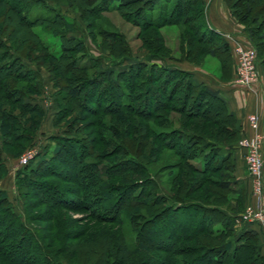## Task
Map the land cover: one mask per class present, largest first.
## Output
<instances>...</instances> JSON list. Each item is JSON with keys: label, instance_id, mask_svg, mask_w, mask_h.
Instances as JSON below:
<instances>
[{"label": "trees", "instance_id": "1", "mask_svg": "<svg viewBox=\"0 0 264 264\" xmlns=\"http://www.w3.org/2000/svg\"><path fill=\"white\" fill-rule=\"evenodd\" d=\"M54 1L57 5L0 0V178L8 169L5 161L35 141L44 112L31 95L42 91L43 65L56 87L53 125L58 128L14 169L21 213L0 188V264H264L259 229L253 223L235 225L245 194L243 180L234 174L242 136L238 119L218 89L165 61L173 56L159 28L176 23L182 28L179 60L199 64L203 55L214 54L220 60L219 78L231 76L230 44L209 26L205 0H117V8L151 6V62L135 59L124 67L132 50L129 41L115 35L119 40L102 41L99 53H93L82 37L64 33L80 23L59 5L78 6L77 0ZM84 2L89 10L97 6L94 0ZM224 2L256 49L264 86V0ZM34 4H43L50 15H31ZM15 14L21 29L6 31L5 19ZM41 21L59 34L58 52L48 49L34 29ZM59 26L64 32L56 33ZM118 41L116 51L112 44ZM31 60L34 68L26 63ZM72 99L80 100L77 109ZM163 150L170 152L168 161L162 160ZM164 169H175L168 191L157 178ZM201 186L204 191L197 192ZM42 188L49 193H40ZM41 202H47L46 216L32 212ZM60 208L90 209L97 219L119 227H107L103 237L94 235L86 245H66L61 238L77 234L56 230ZM176 213L184 215L177 228L164 236L152 230L157 238L143 240L145 229L168 224ZM126 216L129 238L123 229ZM38 220L53 224L44 228ZM151 247L165 257L154 258ZM93 249L97 254L91 261Z\"/></svg>", "mask_w": 264, "mask_h": 264}, {"label": "rangeland", "instance_id": "2", "mask_svg": "<svg viewBox=\"0 0 264 264\" xmlns=\"http://www.w3.org/2000/svg\"><path fill=\"white\" fill-rule=\"evenodd\" d=\"M49 4L51 5H57L54 0H47ZM86 1V0H85ZM92 1V0H88ZM78 6H71L68 4H60V9L63 14L68 16L69 19L76 20L78 23H80V26L78 29H75L74 31H63V26H59L57 29V32H64L65 36H74V37H82L87 46L89 47L90 51L93 53H99V44L103 41L106 45H110L111 42L114 40H119V37L121 36L120 40L129 41L132 46V50L129 49L128 57L124 59L123 61V67L126 66L130 61H134L135 59H147L149 62H151V6L146 4L143 7H140L142 4L137 3L134 4V6H129L126 8H117V0H107L106 4L104 5L102 2L105 3L104 0H94L92 5H95L94 9L86 8L88 4L84 2V0H77ZM101 4V5H100ZM243 5V3H241ZM43 4H34V6L31 9L30 14L31 15H39V16H45L50 15V12L42 6ZM108 5V6H107ZM80 10L83 14H80ZM136 11V13H135ZM15 18H11L10 20L5 19L4 21V29L7 31V28H18L21 29V21L17 14H15ZM14 19V20H13ZM50 22L41 21L37 25L34 26V29L37 31L39 36L42 38L43 42L46 43L45 45L48 47V49L53 50L54 52H58L59 45H60V39L58 38L59 34H52V28L48 26ZM182 28L179 24L173 23V24H167L159 28V31L164 35L165 37V44L167 47L171 49V53L173 58H166L165 61L179 64V62H183V60H179L181 58L180 56V32ZM21 35V34H20ZM25 36V33H22V36ZM112 35V36H110ZM115 35H120L115 36ZM11 43L16 45L18 42L17 39H15V34H10ZM247 40L239 37L233 38V44L232 49L234 52V46L236 42H242L245 44L252 45L248 38ZM116 45V51L119 46H121V43L114 42L112 45ZM129 44L128 48H129ZM194 44V43H193ZM118 45V46H117ZM253 46V45H252ZM40 50L39 48H37ZM38 50L33 52V55L35 56ZM109 58L111 57V54L107 51ZM119 53V52H118ZM150 55V56H149ZM131 56V57H130ZM199 65H201L204 68H207L208 71L215 73L218 77H220V60L219 57L214 54H205L202 56ZM233 58V68H235V59L236 55L235 53H232ZM33 59V58H32ZM186 60V59H184ZM36 61V59L34 60ZM34 61L26 62L27 64L31 65L30 67L34 68ZM38 61V60H37ZM187 62H190L192 64H198L195 62H191L186 60ZM41 72V79H42V91L40 93H33L31 95L33 102H36L41 106L43 109V116L41 118L39 128L40 130L37 132V135L35 136V141L33 144H29L25 146L19 153H17V157L15 158H8L7 159V171L4 174L3 177L0 178V188L5 189L7 192L9 199L12 201V205L16 212L21 213L22 212V200L18 196L16 191V186L14 184V169L18 166L17 162L19 159V156L23 153H26L31 147L36 148V151L40 149V146L44 144L46 141H48V137L50 135V131L54 130L52 133L57 132L58 128L54 127L53 129L51 126V121L53 124V116H54V107H53V97L56 91V87L53 85V82L49 78V73L45 69V66L40 70ZM232 75V73H231ZM259 78L261 77L263 80L262 71L259 67ZM226 79V78H224ZM91 101V100H90ZM72 102L74 106L77 109L78 104L80 103V100H73ZM17 111V110H15ZM74 113V112H73ZM29 113H26L25 117L28 116ZM89 116V115H88ZM87 116V117H88ZM68 117V116H67ZM64 127V122L62 123L61 128ZM60 128V129H61ZM243 136V135H242ZM241 136V137H242ZM240 137V138H241ZM239 138V139H240ZM151 141H154L151 136ZM153 144V142L151 143ZM157 144V142H154L153 145ZM153 148L151 147V151ZM36 153V152H35ZM34 153V154H35ZM168 154L166 158V154ZM170 152L168 150L162 151V156L165 157L162 159L163 161L169 160ZM34 156V155H33ZM33 156L29 157L32 158ZM27 160V161H28ZM149 167L151 169V164H149ZM175 171V169H164L161 171V173L157 174L158 181L161 185V188L164 191H168L170 184L169 179L171 174ZM264 171V166H263ZM4 178V179H3ZM249 178V177H248ZM250 180V178H249ZM263 182H264V172H263ZM208 183H206L207 185ZM249 187L244 185L245 194H244V202H243V208L238 212L240 213L248 204H252L254 206L258 205H264V199H259L257 195L253 191L252 183L249 182ZM43 189V188H42ZM203 187L201 186L200 190H197V192H203ZM40 193H49V190H39ZM68 194V193H67ZM72 197H76V194L69 193ZM234 203V202H233ZM232 206V205H230ZM48 205L47 202H41L38 206H36L34 209H32L33 213L39 212L44 213L43 216H46ZM90 209H66V208H60L56 210V219L54 221V224L56 223V230H59L61 235H63L64 231L65 233H72L74 235L77 234V238H70V236H64L61 238V241L64 242L66 245H78L83 246L86 245V242L89 241L90 237L95 236H102L106 232L107 227L111 228L113 231L117 227H119L115 223L102 221L97 219L95 216L90 214ZM237 213V215H238ZM184 218V215L182 216L181 213H176L174 216V220H169L167 223L160 222L159 226L152 225L148 229H145L143 233V240L145 242H151L154 241L157 236H154L152 233V230L155 232H160L161 236H164L165 233L168 232V229L172 231L173 228L178 227V223L181 221V219ZM127 216L124 217V221L126 223L123 224V229L127 232V237L129 238V235L131 234L130 225L127 222ZM34 223V222H33ZM40 225H43L44 228H46V225H52L53 222L50 220L48 221H41L38 220L37 222ZM34 223V224H35ZM37 224V225H38ZM236 225V224H235ZM173 226V228H172ZM253 226L259 228V233L262 239V249L264 251V224L261 223H253ZM160 228L159 231H157V228ZM236 227H239L236 225ZM108 228V229H109ZM46 230V229H45ZM48 232V230H46ZM133 234V232H132ZM73 235V236H74ZM165 238V237H164ZM131 239V237H130ZM97 243V242H96ZM57 245H60V243L56 242ZM98 244V243H97ZM95 244V245H97ZM152 246V243H150ZM75 245V246H76ZM90 248V247H89ZM88 248V249H89ZM98 251V250H97ZM151 255H154V258L160 259L161 257H165L166 253H163L159 250H156L151 247L150 251ZM64 253V254H63ZM96 249H93L90 260H94L96 258ZM62 255H66L65 251L62 252ZM156 255V256H155ZM71 257L72 261H75V257ZM64 259L62 258V261ZM97 264V263H96Z\"/></svg>", "mask_w": 264, "mask_h": 264}, {"label": "crops", "instance_id": "3", "mask_svg": "<svg viewBox=\"0 0 264 264\" xmlns=\"http://www.w3.org/2000/svg\"><path fill=\"white\" fill-rule=\"evenodd\" d=\"M205 4L206 18L209 26L221 32L228 40L231 52L233 51L232 44L234 37L247 40L242 24L237 22L231 16L230 10L224 0H205ZM232 53L234 54V52ZM178 65L189 69L199 80L204 81L210 87L216 88L220 91V94L225 98L229 109L234 111L235 116L238 119L240 124L239 132L241 135H251L255 131H261L264 133V86L261 77L255 84L245 86L234 81V69L229 78L221 79L215 75V73L208 71L207 68H204L199 64H192L183 60V62H179ZM251 114L257 115L256 127L253 126L250 121L249 116ZM51 126L53 129L52 121ZM39 130L40 128L38 131ZM53 131L51 130L50 134ZM244 152L245 147L236 146L234 174L243 180L244 185L246 184V186L249 187L250 180L246 171ZM5 163L6 165L8 164L7 160Z\"/></svg>", "mask_w": 264, "mask_h": 264}, {"label": "built area", "instance_id": "4", "mask_svg": "<svg viewBox=\"0 0 264 264\" xmlns=\"http://www.w3.org/2000/svg\"><path fill=\"white\" fill-rule=\"evenodd\" d=\"M234 53L236 55L234 81L245 86L255 84L260 76L255 47L242 42H236ZM249 118L252 125L256 127L257 115L251 114ZM238 145L245 147L244 161L253 191L259 199H264V133L255 131L251 135H243L238 140ZM35 152L36 148L31 147L26 153L19 156L17 164L26 163L28 158L33 156ZM244 222L264 224V205L254 206L248 204L235 218V224L238 226Z\"/></svg>", "mask_w": 264, "mask_h": 264}]
</instances>
